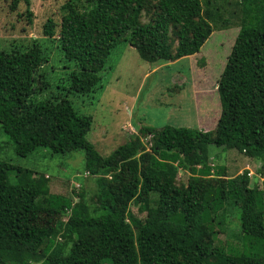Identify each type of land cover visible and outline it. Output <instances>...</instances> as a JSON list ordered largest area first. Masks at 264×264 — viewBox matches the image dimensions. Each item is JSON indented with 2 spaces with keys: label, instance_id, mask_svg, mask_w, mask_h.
Instances as JSON below:
<instances>
[{
  "label": "trees",
  "instance_id": "1",
  "mask_svg": "<svg viewBox=\"0 0 264 264\" xmlns=\"http://www.w3.org/2000/svg\"><path fill=\"white\" fill-rule=\"evenodd\" d=\"M30 4L9 6L23 5L18 19L32 24ZM232 26L238 31L217 82L211 130L141 125L102 156L86 138L91 116L67 98H31L45 87L35 72L53 43L72 64L69 91L84 95L104 89L99 72L120 40L143 61L168 64ZM41 35L23 49H0V127L19 156L82 150L92 202L79 184L74 202L70 193L49 192L45 175L0 160V264H264V179L255 182L247 170L228 176L209 150L235 149L264 163V0H66ZM179 171L188 173L180 183ZM40 214L66 219L46 225ZM226 226L247 251L215 244Z\"/></svg>",
  "mask_w": 264,
  "mask_h": 264
},
{
  "label": "rangeland",
  "instance_id": "2",
  "mask_svg": "<svg viewBox=\"0 0 264 264\" xmlns=\"http://www.w3.org/2000/svg\"><path fill=\"white\" fill-rule=\"evenodd\" d=\"M65 1L31 0L32 24H28L25 16L18 19L21 17L20 11H25L23 5H20L19 10H14L9 6L10 0H0V49L7 48L10 51L15 46L23 49L33 40L43 39L41 26L48 18L54 19L56 23L59 21L60 6ZM15 21L18 22L11 27L10 22ZM142 21H146V17ZM237 31V26L216 29L198 53L168 64L143 61L133 47L120 40L99 72L104 89L84 95L69 91L68 77L73 67L57 51V44L53 43L49 58L35 72L36 80L42 75L40 80L46 83L45 87L42 91H35L31 98H67L80 114L91 116L92 124L86 138L102 156H107L124 143L129 134H138L136 128L141 125L155 129L173 125L211 130L215 127L220 111L217 82ZM14 147L13 141L0 127L1 161L45 175L49 180V192L63 195L70 193L74 202L79 200L76 197L79 184L86 191L87 202H92L89 199V187L94 186V182L90 176L83 180L85 161L82 150L54 154L48 149L37 148L23 157L15 153ZM209 150L214 162L211 164L225 167L228 176L247 170L248 175L256 178L255 182L260 184L264 179V163L260 166L257 160L235 149L210 145ZM259 167L261 174L257 172ZM187 176V172L179 171L178 183ZM15 178V171H11L9 181L13 183ZM138 209V204L130 203V210L143 218L145 213ZM39 216L46 219V225L61 218L43 214ZM61 219H66V216L63 215ZM234 233L238 234L237 231ZM238 240L226 226L218 230L215 244L232 242L239 247V251H247L248 242ZM104 264L111 262L106 260Z\"/></svg>",
  "mask_w": 264,
  "mask_h": 264
}]
</instances>
